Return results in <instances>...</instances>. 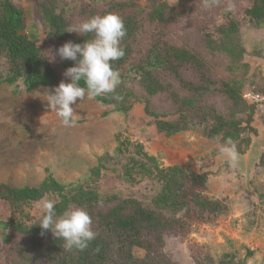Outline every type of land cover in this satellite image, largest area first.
I'll list each match as a JSON object with an SVG mask.
<instances>
[{
    "label": "trees",
    "instance_id": "16d2710c",
    "mask_svg": "<svg viewBox=\"0 0 264 264\" xmlns=\"http://www.w3.org/2000/svg\"><path fill=\"white\" fill-rule=\"evenodd\" d=\"M179 1L180 14L166 0H146L144 4L141 0H33V12L44 34L39 45L26 31V10L16 0H0V87L9 86L18 95L56 87L60 72L75 66L71 60H62L57 49L69 41L82 45L93 38L91 33L70 31L95 15L113 13L126 28L121 41L125 54L111 62L121 83L114 93L94 100L125 116L143 104L159 135L172 138L199 132L217 144L231 139L243 154L250 147L251 134H257L252 126L257 105L244 99V91L253 82L247 78L250 66L244 63L241 29L245 25L264 28V0H249L242 20L227 11L220 25L206 24L207 19L211 21L206 7L226 5L230 0ZM193 7H198L197 13ZM198 22L205 23L206 50L226 58L231 77L218 79L199 50L180 43L184 33H197ZM80 84L84 86V81ZM260 94L264 95V86ZM134 147L135 154L129 155V142L119 141L115 156L100 157L91 173L77 183L63 184L49 174L35 187L0 184V202L10 207L6 227L13 239L11 263L176 264L166 254L168 232L183 234L191 220L208 222L229 213L225 202L204 195L208 173L181 166L163 168L142 144ZM107 170L133 186L148 182L154 195L143 202L101 193L97 181ZM47 200L55 203L57 216L70 205L87 209L96 233L87 248L65 249L62 239L39 226L42 214L35 217L30 209ZM137 249L145 251L143 258L136 256ZM194 262L246 261L228 253L219 261L206 254L195 257Z\"/></svg>",
    "mask_w": 264,
    "mask_h": 264
},
{
    "label": "rangeland",
    "instance_id": "374dc122",
    "mask_svg": "<svg viewBox=\"0 0 264 264\" xmlns=\"http://www.w3.org/2000/svg\"><path fill=\"white\" fill-rule=\"evenodd\" d=\"M145 1L141 0L142 4ZM166 1L176 14L182 13L179 0ZM16 2L27 12V33L41 45L44 34L33 12V0ZM248 4L249 0H230L226 5L206 7V14L211 19H207L206 24H222L227 11L242 20ZM197 8L191 9L197 13ZM192 18L190 25L194 26L197 14ZM204 26L205 23L198 22L197 33H184L180 43L199 50L218 79L231 77L226 58L206 50ZM241 38L246 49L244 63L250 66L247 78L253 82L244 91V99L257 105L252 123L257 134L255 137L251 134L249 149L243 154L238 153L236 166L219 152L216 142L199 132H185L172 138L159 135L145 114L143 104L136 105L125 116L86 96L71 105L76 123L66 127L44 100L45 92L53 88H38L32 93L18 95L9 86H2L0 184L35 187L49 174L63 184L77 183L91 173L100 157L115 156L119 141L129 142V155L135 154L134 145L142 144L144 151L155 156L163 168L181 166L195 173H208V188L204 195L223 201L229 207V213L217 219L208 222L191 220L183 234L177 231L166 234V254L174 263L195 264V257L206 254L219 261L224 254L231 253L246 261L245 264H264V165L262 160L257 162L253 158L258 145L262 159L264 157V146L259 144L264 141V95L260 94V88L264 86V28L245 25L241 29ZM64 73L60 72L59 84L71 82ZM249 94L253 98L245 97ZM97 184L103 194L136 197L143 202L154 195L148 182L133 186L110 170L103 172ZM41 209L42 204H37L30 212L37 217L42 214ZM9 217V205L0 202V264H12L9 248L13 239L6 227ZM135 254L143 258L145 251L137 249Z\"/></svg>",
    "mask_w": 264,
    "mask_h": 264
},
{
    "label": "clouds",
    "instance_id": "9594fccd",
    "mask_svg": "<svg viewBox=\"0 0 264 264\" xmlns=\"http://www.w3.org/2000/svg\"><path fill=\"white\" fill-rule=\"evenodd\" d=\"M73 31L81 35L91 33L93 38L82 45L69 41L57 49V54L62 60L75 62V66L68 68L64 73L71 82L62 81L59 86L44 94L47 106L66 127H72L76 123L71 105L77 99L82 100L86 96L88 99H94L115 92L121 81L119 72L112 67L111 62L125 54L121 41L126 36V28L122 18L116 14L95 15L81 22L70 32ZM81 80L84 81V86H81ZM218 149L228 157L232 166H236L239 154L231 139L218 144ZM41 211L39 226L50 230L57 239H62L65 249L83 250L96 238L92 219L86 208L70 205L57 216L55 203L47 200L42 203Z\"/></svg>",
    "mask_w": 264,
    "mask_h": 264
},
{
    "label": "water",
    "instance_id": "95a60500",
    "mask_svg": "<svg viewBox=\"0 0 264 264\" xmlns=\"http://www.w3.org/2000/svg\"><path fill=\"white\" fill-rule=\"evenodd\" d=\"M255 117V116H254ZM253 126V125H252ZM253 128H254V126H253ZM254 135V137H255V134H253ZM262 141V140H261ZM261 141L259 142V144H262L263 146H264V141H262V143H261ZM257 145H258V143H257ZM260 145H258V146H256L255 147V149H254V155H253V158H256L255 160L257 161V162H261V160H262V153H261V151H260ZM253 148V147H252ZM241 156V155H240Z\"/></svg>",
    "mask_w": 264,
    "mask_h": 264
},
{
    "label": "built area",
    "instance_id": "2783aa9c",
    "mask_svg": "<svg viewBox=\"0 0 264 264\" xmlns=\"http://www.w3.org/2000/svg\"><path fill=\"white\" fill-rule=\"evenodd\" d=\"M245 97H252V98H253V96H252L251 94H249V95H247V96H245Z\"/></svg>",
    "mask_w": 264,
    "mask_h": 264
},
{
    "label": "bare ground",
    "instance_id": "6f19581e",
    "mask_svg": "<svg viewBox=\"0 0 264 264\" xmlns=\"http://www.w3.org/2000/svg\"><path fill=\"white\" fill-rule=\"evenodd\" d=\"M248 158V157H247ZM241 159V158H240ZM238 164V163H237Z\"/></svg>",
    "mask_w": 264,
    "mask_h": 264
}]
</instances>
